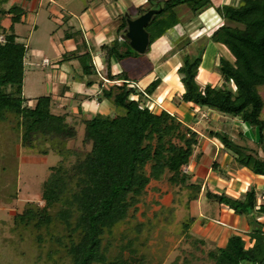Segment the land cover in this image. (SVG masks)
I'll use <instances>...</instances> for the list:
<instances>
[{"label": "trees", "instance_id": "1", "mask_svg": "<svg viewBox=\"0 0 264 264\" xmlns=\"http://www.w3.org/2000/svg\"><path fill=\"white\" fill-rule=\"evenodd\" d=\"M8 1L0 0V36L4 38L0 42V123L12 116L21 146L44 156L51 151L61 158L57 166L49 168V176L43 183L44 206L38 209L28 204L15 217V223L34 228L40 244L45 241L40 233L44 230L48 240L64 250L68 264H144L145 258L137 257L134 248L137 237L126 241L119 253L111 256L114 232L135 218L152 182L187 189L190 200L199 196L200 185L192 183L191 176L182 170L194 155L199 135L176 115L166 111L155 113L148 107L147 98L160 85L159 79L138 91L121 72L109 76L111 82L117 80L113 84L100 82L97 95L98 100L114 106L113 113H97L77 123L83 127L82 143L89 150L73 153L67 149V142L77 138L75 125L67 122L68 114H55L50 96L36 98L34 106L23 96L26 48L16 41L13 28L24 11L16 5L5 10L3 6ZM157 1L161 2L157 5L161 13L146 28L150 46L180 23L175 11L178 7H186L195 17L214 8L224 21L195 53H191L190 43L177 51L182 54L177 70L183 91L180 101L191 110L207 108L245 125L247 130L240 137L250 136L262 148V155L234 144L223 130H209L207 136L218 140L240 169L264 179V0H235L233 4L216 7L212 0H147V8H140L139 13L151 9ZM5 15H10L11 22L7 29L1 23ZM125 28L123 18L119 31ZM206 41L222 45L232 58V61L218 59L219 87L200 86L196 81ZM102 50L107 67L112 57L118 62L142 57L118 39L104 45ZM73 58L81 61L84 75L94 74V66L87 62L88 54L66 55L64 60ZM42 144L48 147L39 149ZM72 154L76 155L75 162L66 167L65 162ZM214 170L218 171L216 167ZM204 194L209 201L245 218L249 238L245 241L232 235L225 247L208 250V260L212 264H264V223L257 220L264 216V189L259 198L254 186L241 198L209 191ZM192 223L193 219H189L184 225L185 237L192 240L195 248L206 245L188 234ZM58 226L62 227V233L55 235ZM134 228L139 232L142 225Z\"/></svg>", "mask_w": 264, "mask_h": 264}, {"label": "crops", "instance_id": "2", "mask_svg": "<svg viewBox=\"0 0 264 264\" xmlns=\"http://www.w3.org/2000/svg\"><path fill=\"white\" fill-rule=\"evenodd\" d=\"M43 2L44 0H9L3 6L6 10L16 5L24 11L20 22L14 25V33L15 26L26 24L29 21L28 14L31 13V10L32 35L38 32L37 19H40L39 13L43 7ZM46 2L48 27H46L43 35L48 41L47 47L51 49V56L43 52L44 50L41 48L32 49V61L30 59L27 63L29 80L32 83V99H30L29 104L34 106L36 98L50 96L54 103L53 112L55 114L67 113L68 116H76L84 120L88 119L87 116H93L97 113L111 114L114 111V106L109 101H100L97 98L100 82L113 84L117 80L111 82L109 76L115 77V75L124 72L129 83L134 84L129 77L128 71L130 69L125 67L124 70L121 63L144 59H125L118 62L112 57L109 60L110 65L107 67L106 54L102 47L110 45L117 39L122 40L125 29L119 31V28L123 18L126 20L137 17L139 9L145 8L144 6L148 4L147 0H46ZM233 3L234 0H228V3L224 0L212 1L213 7ZM2 18L5 23L1 21L3 27L9 28L11 25L10 15H5ZM222 23L224 21L218 16L214 8L205 10L197 18L191 19L186 24L180 22L150 46L144 61L151 66V69L138 72L140 84L134 85L138 91H143L151 82L159 79L160 85L147 98V105H152L150 109L155 113L166 111L169 114H175L185 125L199 135V142L194 150V155L185 167L188 175L191 176V182L201 187L198 196L200 200L206 191L225 193L230 197L240 198L250 186L255 187L259 198L264 189V179L252 175L245 169H238L231 155L224 150L218 140L207 137L197 129V126L204 123L203 121L207 120L209 116H211L209 117L211 124L214 123L211 120L217 116L216 125L224 124L226 122L225 117L222 115L214 116V113H218L207 108L197 107L195 110H191L188 104L181 102L180 97L183 91L176 75L181 64L180 52H173L171 56L163 58L170 47H174L176 41L185 34L194 35L196 33L194 36L197 40L194 38L193 44H197L199 39H207L211 31ZM171 31L172 33L169 35ZM15 35L18 42V35L16 33ZM196 35L198 36L196 37ZM223 48L222 45L206 41L196 79L200 86L209 84L213 87H219L221 85L220 75L216 71L218 59L224 57L232 61L223 53ZM209 50L211 56L208 63L204 65L205 56ZM72 54L78 56L88 54L89 60L87 62L92 68L94 66L92 69L94 74L84 75L82 63L78 58L64 60L66 55ZM43 60L48 61L47 66L42 64ZM25 78L26 74L24 80ZM88 83L91 84L88 86ZM41 85L47 88L43 93L44 95L33 96L37 90L42 91ZM160 97H162L161 100ZM24 98L26 97L24 96ZM171 100L175 102L174 105L169 102ZM162 105L167 107L164 108ZM215 167L218 171L214 170ZM192 218L191 231L196 232L197 235L195 236L204 240L211 247H225L232 235L241 236L245 241L249 239L246 236L248 230L246 219L235 215L224 206L210 205L208 213L199 212L197 215H192ZM257 220L264 223V216H259Z\"/></svg>", "mask_w": 264, "mask_h": 264}, {"label": "rangeland", "instance_id": "3", "mask_svg": "<svg viewBox=\"0 0 264 264\" xmlns=\"http://www.w3.org/2000/svg\"><path fill=\"white\" fill-rule=\"evenodd\" d=\"M224 1L228 3V0ZM160 3V1L154 2L152 8L157 7ZM42 5L43 7L39 13L40 19H37L38 32L32 35V10L28 14L30 18L26 24L15 26L18 43L26 48V78L23 81V96L26 99H32V83L29 80V66H27L29 60L31 59L32 61V49L41 48L44 50L43 52L51 56V49L47 47L48 41L43 35L46 27H48V10H45L47 9L46 0H44ZM147 6L148 4L144 7L147 8ZM175 11L181 24H186L191 19L197 18L183 6L176 8ZM139 15L140 13L137 16ZM1 21L4 23L3 18ZM194 35L185 34V36H182L180 40L176 41L174 47H170V50L168 47L169 51L167 50L168 52L163 58L171 56L173 52H177L180 47L185 46L187 43H190L189 49L191 53H195L197 47L202 46L206 39H199L197 44H192L194 43ZM223 49V53L229 59H232L227 50ZM207 54L208 57L211 56V51L209 50ZM181 55L179 53V57ZM140 56H142L140 58L145 60V55ZM144 60H130L121 63V67L124 70L125 67L130 69L128 71L129 77H131V82L134 84H140L138 72L151 69V66ZM204 65H206L205 62ZM176 75L180 83V77L177 72ZM134 84L131 85L136 87ZM41 88L42 91L35 89L37 93L33 96L44 95L43 93L47 88L45 86L42 87V85ZM262 96L264 99L263 91ZM161 99L162 97H160ZM169 102L172 105L175 104L173 100ZM148 106L152 108V105ZM165 106L163 107L165 108ZM215 115L219 114L214 113ZM91 117L92 115L87 116L88 119ZM209 117L203 121L204 123L197 126L200 133L207 136L209 130H223L230 135L234 144L246 147L250 152L257 155H262V148L254 144L250 140V136L247 139L240 137V134L245 132L247 127L241 125L237 119H230L224 116L226 122L222 125H216V116L211 120L214 122L212 125ZM81 120L84 119L76 116H67V122L75 125L77 130V138L70 140L66 144L67 149L73 153H86L89 150V146L82 143L83 127L77 124ZM47 147V144L38 146L39 149ZM75 159L76 155H69L65 166L70 167L75 162ZM60 160L61 158L51 151L47 156H44L38 154L36 150L32 151L21 146L20 134L16 130L15 120L12 116L7 122L0 123V264H68L69 261L65 256L64 250L55 245V243L50 242L44 230L40 231V233L44 236L45 241L40 244L36 238L38 232L34 228L18 226L15 223V217L21 215L28 204L34 205L38 209L44 206L42 201L43 183L49 176V168L57 166ZM237 168L239 169L238 166ZM253 183L257 185V183ZM189 193L187 189L169 188L164 182H152L148 187L146 196L142 199V203L138 206L135 218L130 219L127 224H123L115 230L114 244L110 250L111 256L118 254L120 247L126 241L137 237L134 248L137 251V257L143 256L145 258L144 264H212L207 258V252L214 247L206 244L195 248L192 240L186 238L183 231L184 225L189 222V219H193L192 215H197L199 212H202V214L208 213L210 205L213 206L215 203L209 201L205 194L201 200L199 197L190 200ZM136 225H142L139 232L136 231L137 228H134ZM191 227L192 225L188 231L190 237L201 240L198 236H195L197 235L196 232L191 231ZM61 229L62 227L58 226L57 231L53 233L58 235L59 232L62 233ZM123 236L125 237L124 239H122ZM124 255H128L127 251H124Z\"/></svg>", "mask_w": 264, "mask_h": 264}, {"label": "water", "instance_id": "4", "mask_svg": "<svg viewBox=\"0 0 264 264\" xmlns=\"http://www.w3.org/2000/svg\"><path fill=\"white\" fill-rule=\"evenodd\" d=\"M161 13V7H153L135 18L125 20L126 28L122 40L139 55H145L150 48V36L146 28L154 17Z\"/></svg>", "mask_w": 264, "mask_h": 264}, {"label": "built area", "instance_id": "5", "mask_svg": "<svg viewBox=\"0 0 264 264\" xmlns=\"http://www.w3.org/2000/svg\"><path fill=\"white\" fill-rule=\"evenodd\" d=\"M3 41H4V38L2 36H0V42H3ZM42 64L47 66L48 65V61L47 60H43ZM184 169H186V167H183V169H182L183 172L186 173L187 169L185 171H184Z\"/></svg>", "mask_w": 264, "mask_h": 264}, {"label": "bare ground", "instance_id": "6", "mask_svg": "<svg viewBox=\"0 0 264 264\" xmlns=\"http://www.w3.org/2000/svg\"><path fill=\"white\" fill-rule=\"evenodd\" d=\"M209 59H210V56L208 57V54L205 56V63H207L208 61H209Z\"/></svg>", "mask_w": 264, "mask_h": 264}]
</instances>
